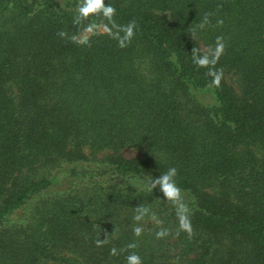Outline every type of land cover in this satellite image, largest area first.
Wrapping results in <instances>:
<instances>
[{
  "label": "trees",
  "instance_id": "obj_1",
  "mask_svg": "<svg viewBox=\"0 0 264 264\" xmlns=\"http://www.w3.org/2000/svg\"><path fill=\"white\" fill-rule=\"evenodd\" d=\"M77 3L0 0V264H264V0H105L126 47ZM217 36L218 87L192 61ZM170 167L191 236L150 187Z\"/></svg>",
  "mask_w": 264,
  "mask_h": 264
},
{
  "label": "clouds",
  "instance_id": "obj_2",
  "mask_svg": "<svg viewBox=\"0 0 264 264\" xmlns=\"http://www.w3.org/2000/svg\"><path fill=\"white\" fill-rule=\"evenodd\" d=\"M76 16L74 18V23L80 24L83 20L89 18L93 15H101L105 20L108 21V24H111V27L108 24L104 25V29L109 36H114L112 29H117V33L114 38L118 37L120 32L123 33L122 37H118V46L126 47L128 43L131 42L132 38L135 35V30L137 28V23L135 19L130 20L125 25H117L114 17L116 15V8L113 7L111 4H105V0H78L76 5ZM207 22V21H205ZM223 21L218 20L217 25H222ZM97 25L94 22H89L87 25L84 26L83 31L89 34H95ZM201 28L204 27L202 23L200 25ZM60 37H65L67 34L63 30L57 33ZM195 35V33H193ZM72 41L75 43H82L87 44L88 40L85 39H78L76 36L71 37ZM223 36H217L215 41V48L209 47V49L200 54L199 50L196 48L192 49V61L197 66V68H207L208 72L207 75L212 77L211 83L215 86H219L222 78V70H216L215 64L218 62L220 55L223 54L225 49V44L223 42ZM178 175V170L175 167H170L164 173H161L159 177L151 178L150 179V187L151 189H155L159 186L163 196L166 200L171 201L173 205L177 209V218L179 221L177 235H179L180 231L186 232L189 236L192 235V225L190 221V210L183 202L182 197V189L176 183V176ZM136 215H134L133 219L137 222L143 220L145 215H148L149 208L145 207L144 205H139L136 207ZM152 218L155 219V214H152ZM158 224H161V221H156ZM143 227L137 225L133 227V234L136 237H140L143 234ZM170 234L169 229L160 228L159 231L155 233L156 239H163ZM105 242H107V238L103 240H97L96 244L98 247L102 246ZM138 245L135 242L129 243L126 246V249H135ZM110 254L115 256L119 255V252L116 248L110 249ZM126 264H143V261L140 255L133 251L130 252L126 258Z\"/></svg>",
  "mask_w": 264,
  "mask_h": 264
},
{
  "label": "rangeland",
  "instance_id": "obj_3",
  "mask_svg": "<svg viewBox=\"0 0 264 264\" xmlns=\"http://www.w3.org/2000/svg\"><path fill=\"white\" fill-rule=\"evenodd\" d=\"M97 29H102L103 26L100 25V24H97ZM89 33H85L83 30H81V32L78 34V37L80 39H83L84 37H86ZM120 152L125 155V156H131V155H135L137 154L138 150L137 149H134V148H131V147H123L121 148Z\"/></svg>",
  "mask_w": 264,
  "mask_h": 264
}]
</instances>
